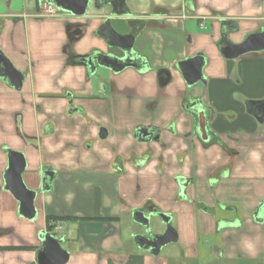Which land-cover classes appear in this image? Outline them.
Masks as SVG:
<instances>
[{
    "label": "crops",
    "instance_id": "obj_1",
    "mask_svg": "<svg viewBox=\"0 0 264 264\" xmlns=\"http://www.w3.org/2000/svg\"><path fill=\"white\" fill-rule=\"evenodd\" d=\"M127 3L134 14L153 18L131 29H140L135 49L147 68L128 67L118 76L105 68L108 75L88 79L85 66L67 64L66 45L73 39L78 54L105 50L96 32L109 8L92 5L75 17L54 6L49 17L39 15L43 0H0V51L26 75L20 89L0 76V264H37L49 215L66 217L53 231L70 252L66 264H171L164 246L153 255L125 227L123 214L150 202L175 217L172 243L180 242L185 258H197L203 235L217 237L211 247L217 264H264V208L257 211L264 200V121L246 104L264 100V50L226 58L218 48L223 19L238 28L234 42L264 28V0ZM196 54L206 58V83L189 87L175 64ZM163 69L173 75L165 87ZM196 96L212 112L207 137L187 109ZM71 102L86 115L70 112ZM140 126L162 129L165 148L139 142ZM102 129L107 140L99 137ZM5 146L25 155L23 181L38 192L33 219L18 213V200L4 188ZM44 170L53 171L51 181ZM217 203L221 209L211 207Z\"/></svg>",
    "mask_w": 264,
    "mask_h": 264
},
{
    "label": "water",
    "instance_id": "obj_2",
    "mask_svg": "<svg viewBox=\"0 0 264 264\" xmlns=\"http://www.w3.org/2000/svg\"><path fill=\"white\" fill-rule=\"evenodd\" d=\"M126 0H46L50 5L55 6L58 9L68 12L75 17L86 16L90 6L100 10L105 6H112L114 15L120 14L117 11L118 7H121ZM125 16L128 13L124 14ZM222 26L226 27V30L222 32L220 41L218 42V48L221 54L226 58H237L243 54L262 51L264 50V28L258 32L250 33L246 36L242 42H234L231 40V35L234 34L238 28H234L235 23L232 20H221ZM107 27L110 32H100V35L108 40L110 46H117L124 51L123 57L115 55H109L119 60L122 65L117 69L112 67L111 64L100 62L98 56H93L89 59V64L86 65V69H90V74H93L97 66L108 68L115 73L122 71L128 67H134L132 53L133 45L135 42V35L131 33L122 34L118 32L112 25L111 19L108 18L103 25ZM80 34L76 37V40L83 34V31H79ZM206 65V58L201 54L184 58L179 60L175 64V69L181 74L187 85L191 86L196 83H206V77L203 69ZM0 76L4 79H9L12 86L20 89L24 83L26 75L14 68L12 63L3 55L0 51ZM247 111L252 114L259 122L264 121V100L262 101H247ZM199 114V128L206 134V117L204 110H198ZM143 128H140L141 131ZM101 138L107 137V131L102 129ZM206 137V136H205ZM4 152L7 156L8 166L3 174L4 188L11 192L18 200V213L28 219L36 217L37 210L34 202L37 196V191L30 189L26 186L22 178V173L26 168V159L22 151H15L8 146H5ZM45 180L49 176L51 181L54 173L51 170H44ZM180 180V186L183 187L182 179ZM151 215L157 216L164 223L166 229L162 234H153L150 229ZM151 215H146L143 209H134L132 211L133 220L146 228V232L149 237L144 235L135 234L133 239L140 247H144L153 255H158L163 246L178 241V232L172 225V216L163 211H152ZM42 241L41 246L36 251L37 264H66L70 257V252L62 247V237H56L49 231H42L40 234Z\"/></svg>",
    "mask_w": 264,
    "mask_h": 264
},
{
    "label": "flooded vegetation",
    "instance_id": "obj_3",
    "mask_svg": "<svg viewBox=\"0 0 264 264\" xmlns=\"http://www.w3.org/2000/svg\"><path fill=\"white\" fill-rule=\"evenodd\" d=\"M43 1H44V3H48V2H46V0H43ZM105 7L109 8L110 14H109V17H107L102 22L101 26L97 29V32L96 33L99 34V35H100V32H105L107 34L110 32V30L107 27L104 28V26H103L108 18L111 19V23H112L113 27L118 32H120L122 34H127V33L134 34L135 35V40H136L138 34L140 33V29L138 31H136V32L135 31H132L131 29L137 28L140 24L143 27L148 22L153 21L152 20L153 18L151 16H149V15L143 16L142 14L141 15L134 14L132 12V10L130 9V6H128L127 0L125 1V3H123V5L121 7H118L117 8V11L120 13L118 15H114L112 13L113 7L111 5L110 6H105ZM125 13L126 14L128 13V15L125 16L124 15ZM77 25H81L82 28H85L86 27L85 24H81V23H76L75 26H77ZM119 29H122V30L120 31ZM104 41H105V45H106V49L105 50L95 47V48H92L86 54H78L73 49V44H74L73 39H70V41L66 45V50L68 51L67 64L68 65L69 64L70 65L73 64V65L85 66V68H86V65L89 64V59L91 57H93V56H98L100 62L111 64L112 67H114V68L117 69L119 66L122 65V63L119 60H117V59H115V58H113L112 56H109V55L112 54V55H115V56H118V57H123L124 56V51L121 48L117 47V46H110L108 44V40H106L105 38H104ZM201 55H203V54H201ZM132 57H133V60L132 61L134 62V64H136V65H134V68H136L138 70H145L147 68V65H148L147 59L145 57H143L141 54H139L136 51V49H135V42H134V45H133ZM125 69H123L122 71H124ZM100 70H102V68H100V66H97L95 68V71H94L93 74H90V69L87 70V78L88 79H91L92 77L98 76L97 73H99ZM108 70H109V74H111V76L112 75L118 76L122 72V71H120L118 73H115V72H113L110 69H108ZM158 76H159L160 86H162V87H165L168 83H170V82L173 81V75H172V73H171V71L169 69L160 70L159 73H158ZM189 87H192V85L189 86ZM187 109H188V111L189 110L191 111V113L193 114V116H194V118L196 120V128L199 127V114H198V110L203 109L204 110L205 117H206V126H207L208 119H210L212 117V112H211V110H209V114L210 115L207 114L206 109L201 106V98H200V96L193 97V99H191V102H189V104L187 106ZM192 110H193V112H192ZM69 111L70 112H74L75 111V112H78V113H82L83 112L84 115H86V112L84 111V109H82L81 107H79L77 105H74L72 102L70 104ZM87 119H88V121H91L88 117H87ZM140 128H143V129L140 131L139 130ZM200 133H201V136H203V137L206 136L207 137V133L204 134L201 131V129H200ZM102 134L103 133H102V130H101L100 133H99V137L100 138H101ZM134 134H135L136 139L139 142H143V143L156 142L157 144H159L163 148H165V146L167 145L163 141L162 136H161L162 135V129H160L158 127H153V126H140V127H138L135 130V133ZM101 139L102 140H107L108 139V135H107L106 138H101ZM94 142H95L94 140H88L87 143H86V147H88L89 150L94 149V146H95ZM189 143H192V141L191 142L189 141ZM220 144L222 146V149L225 151L226 148H225L224 143H220ZM151 151H153V150H151V149L148 150V154L146 155L147 158H148V156H150L149 155V152H151ZM232 166H233L232 163L228 164V168L229 169H232ZM211 207H213L215 209H221L222 208L221 205L218 204V203L216 205H212ZM262 208H264V200L262 202H260V204H259V210H257V211L259 212L260 210H262ZM136 209H143V210H145V214L146 215H148V214L151 215L152 211H156V210L157 211H161L159 207L155 206L151 202L150 203H147L143 207L136 208ZM211 209L212 208H210L208 206H205V210H207L208 213L214 214V213H212L210 211ZM233 212H232L233 217H237V215H238L237 212L236 211H233ZM152 216L153 215H151V217ZM220 220L221 219H218V221H220ZM165 229H166V227H164L163 231L157 232V231L152 230V228H151L150 231L153 234H162L165 231ZM146 230L147 229L144 228V232L143 233H138V234L144 235L146 237H149V234L146 232Z\"/></svg>",
    "mask_w": 264,
    "mask_h": 264
},
{
    "label": "rangeland",
    "instance_id": "obj_4",
    "mask_svg": "<svg viewBox=\"0 0 264 264\" xmlns=\"http://www.w3.org/2000/svg\"><path fill=\"white\" fill-rule=\"evenodd\" d=\"M119 30L121 31L122 29H119ZM100 68H103V67H100ZM97 74L98 76L103 75V74L108 75V72L106 73L105 68H103ZM180 158L184 160L183 157H180ZM123 220H124L125 227L128 230V232H134V233L144 232V227L136 223L133 220L132 215L129 212L128 213L126 212L123 214ZM172 225L173 226L177 225L175 217L172 218ZM150 227L154 231L161 232L164 229V223L161 221L159 217L153 216L150 218ZM53 231L51 232L52 234L55 232ZM216 240H217V237L215 236L204 237L203 235H201L202 248L200 246V253L198 252L197 258H188V257H187L188 259L185 258L184 251H183V248L180 242L170 243L164 246L161 250V254L170 256L172 259L171 264H217L216 256L213 253H211V247L213 244L216 243ZM127 242L128 244L132 246V241L130 239L127 240Z\"/></svg>",
    "mask_w": 264,
    "mask_h": 264
},
{
    "label": "built area",
    "instance_id": "obj_5",
    "mask_svg": "<svg viewBox=\"0 0 264 264\" xmlns=\"http://www.w3.org/2000/svg\"><path fill=\"white\" fill-rule=\"evenodd\" d=\"M56 9L53 5H50L48 3H44V6L42 10L40 11V16H55L56 15ZM61 227L56 226L55 231L59 230Z\"/></svg>",
    "mask_w": 264,
    "mask_h": 264
},
{
    "label": "trees",
    "instance_id": "obj_6",
    "mask_svg": "<svg viewBox=\"0 0 264 264\" xmlns=\"http://www.w3.org/2000/svg\"><path fill=\"white\" fill-rule=\"evenodd\" d=\"M117 159V158H116ZM63 220L66 219V217H56V216H47L46 217V223H47V230L52 232L55 229V224L54 222L58 220ZM3 249H12V248H3Z\"/></svg>",
    "mask_w": 264,
    "mask_h": 264
}]
</instances>
